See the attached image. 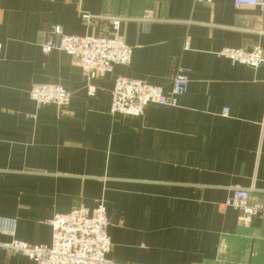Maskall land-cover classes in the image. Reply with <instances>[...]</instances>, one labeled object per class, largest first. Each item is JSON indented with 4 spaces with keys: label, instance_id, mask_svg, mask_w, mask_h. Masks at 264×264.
Returning a JSON list of instances; mask_svg holds the SVG:
<instances>
[{
    "label": "crops",
    "instance_id": "1",
    "mask_svg": "<svg viewBox=\"0 0 264 264\" xmlns=\"http://www.w3.org/2000/svg\"><path fill=\"white\" fill-rule=\"evenodd\" d=\"M146 9L154 21H140ZM261 15L233 0H0V219L14 220V238L48 245L55 215L103 203L115 263L264 264V217L238 226L223 207L232 188L264 201V64L218 55L263 49ZM110 18L132 55L104 78L42 52L52 26L108 37ZM179 68L188 89L173 106L110 114L117 77L168 94ZM33 84L60 85L68 105H36ZM0 264L34 263L0 249Z\"/></svg>",
    "mask_w": 264,
    "mask_h": 264
},
{
    "label": "built area",
    "instance_id": "2",
    "mask_svg": "<svg viewBox=\"0 0 264 264\" xmlns=\"http://www.w3.org/2000/svg\"><path fill=\"white\" fill-rule=\"evenodd\" d=\"M235 6H253L262 13L263 26L258 34L264 37V0H233ZM81 22L89 25L93 16L81 13ZM154 12L144 10L140 21H154ZM120 18H110L111 35L108 37L67 36L60 26H52L42 45V52L52 51L67 54L72 63L78 66L89 80L104 78L111 74L117 65H128L131 60L132 47L122 41L119 35ZM189 44L186 42L184 49ZM232 64L256 68L264 64V48L231 49L224 48L218 53ZM187 70L179 68L172 79L168 94L159 87L147 84L143 80L117 77L111 91L110 114L129 117L142 116L149 104L173 106L175 99L187 92ZM95 89L87 86V95L94 96ZM29 99L38 106H67L70 93L60 85L33 84L29 89ZM226 111V110H225ZM250 190L232 188L223 207H230L240 212L238 226L248 227L254 217H264V201L256 204L249 202ZM51 228V241L48 245H29L14 238L15 222L0 219V233L11 238L0 243V249L14 255H21L34 264H118L107 258L111 241L107 234L110 225L103 203L94 208H74L66 214H57L48 221Z\"/></svg>",
    "mask_w": 264,
    "mask_h": 264
}]
</instances>
